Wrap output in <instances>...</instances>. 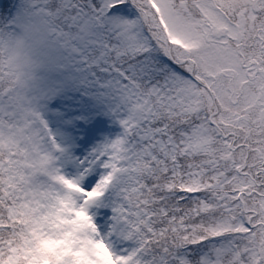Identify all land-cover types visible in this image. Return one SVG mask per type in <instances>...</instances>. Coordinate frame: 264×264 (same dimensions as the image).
<instances>
[{"label": "snow or ice", "instance_id": "obj_1", "mask_svg": "<svg viewBox=\"0 0 264 264\" xmlns=\"http://www.w3.org/2000/svg\"><path fill=\"white\" fill-rule=\"evenodd\" d=\"M0 264H264V0H0Z\"/></svg>", "mask_w": 264, "mask_h": 264}]
</instances>
